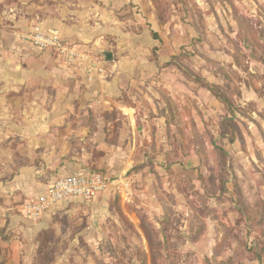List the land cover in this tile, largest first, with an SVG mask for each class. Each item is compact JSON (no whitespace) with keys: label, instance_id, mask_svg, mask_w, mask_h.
<instances>
[{"label":"crops","instance_id":"obj_1","mask_svg":"<svg viewBox=\"0 0 264 264\" xmlns=\"http://www.w3.org/2000/svg\"><path fill=\"white\" fill-rule=\"evenodd\" d=\"M150 7L146 0H0V150L9 148L1 153L10 154L0 171L13 173L9 179L0 176V262H41L42 237L56 230L58 217L72 218L81 210L77 208H86V215L100 211L96 218L105 219L111 187L92 202L69 199L38 220L24 216L26 205L45 197L58 179L98 169L117 178L135 167L132 173L139 182L145 173L139 155L152 142L151 125L161 127L175 97L193 90L186 77L175 74L176 67L163 68L194 39L191 22L178 23L171 16L162 24ZM36 27L56 32L83 58L68 66L24 40ZM155 47L158 61L151 58ZM234 71L244 73L242 68ZM263 73V63H251L248 74ZM150 75H161L159 84L149 83ZM162 77L167 82L163 90ZM236 84L240 97L235 95V105L263 102L251 84ZM216 106L220 111L224 105ZM256 112L263 115L254 110L250 121L257 119ZM149 192H137L132 205L145 207ZM91 229L88 224L78 231L72 247Z\"/></svg>","mask_w":264,"mask_h":264},{"label":"rangeland","instance_id":"obj_2","mask_svg":"<svg viewBox=\"0 0 264 264\" xmlns=\"http://www.w3.org/2000/svg\"><path fill=\"white\" fill-rule=\"evenodd\" d=\"M146 1L162 24L171 16L191 22L194 39L163 68L176 67L175 74L186 77L193 90L175 97L161 127L151 125L152 142L139 155L145 170L139 182L135 167L117 178L98 169L111 187L105 219L96 218L100 211L86 215V208H77L72 218L58 217L56 230L42 237L48 251L43 263L58 258L51 263L264 264V73L248 74L251 63L264 64V0ZM150 51L158 61L159 48ZM158 76H146L147 81L159 84ZM244 81L263 99L259 106L235 105L240 95L234 84L244 88ZM165 83L162 77V90ZM217 102L224 105L220 111ZM254 110L263 115L256 112L250 121ZM8 150H0V163L9 162L10 154L1 153ZM12 174L0 171L7 179ZM146 189L145 207L138 209L131 200ZM88 224L90 234L72 247ZM34 263L41 264L19 262Z\"/></svg>","mask_w":264,"mask_h":264},{"label":"built area","instance_id":"obj_3","mask_svg":"<svg viewBox=\"0 0 264 264\" xmlns=\"http://www.w3.org/2000/svg\"><path fill=\"white\" fill-rule=\"evenodd\" d=\"M24 40L42 51H47L61 58L68 66L75 65L83 54L72 43L62 39L56 32L46 33L36 27ZM109 180L101 173L80 172L58 179L48 194L38 202H29L23 214L31 220H38L53 205L59 202L81 198L93 201L109 189Z\"/></svg>","mask_w":264,"mask_h":264},{"label":"trees","instance_id":"obj_4","mask_svg":"<svg viewBox=\"0 0 264 264\" xmlns=\"http://www.w3.org/2000/svg\"><path fill=\"white\" fill-rule=\"evenodd\" d=\"M153 35H155L154 33H153ZM210 91L214 94V96H216L218 99H220L221 98V96L219 95V94H217V93H215L213 90H211L210 89ZM226 123V122H225ZM234 133V132H233ZM229 141L231 142V143H233L234 141H235V138H234V134H233V136H231L230 138H229ZM91 173H100V171H98V170H92V171H90ZM46 248V245H45V247H43V249L42 250H40L39 251V259H40V261H41V264H53V263H51V262H55V260H50L49 262H45V263H43V261H44V258L45 257H47V248Z\"/></svg>","mask_w":264,"mask_h":264}]
</instances>
